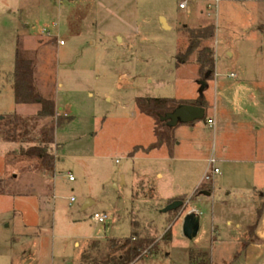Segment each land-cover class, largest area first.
<instances>
[{"label":"rangeland","instance_id":"obj_1","mask_svg":"<svg viewBox=\"0 0 264 264\" xmlns=\"http://www.w3.org/2000/svg\"><path fill=\"white\" fill-rule=\"evenodd\" d=\"M177 5L175 0H0V116L36 113L33 105L14 102L11 74L19 42L34 59L37 87L53 99L56 119H61L49 147L51 171L37 160L20 161V145L0 140V180L5 184L0 192V264H79L85 240L124 239L132 232L158 243L133 264H184L190 251L205 252L208 264L240 263L234 256L242 250V230L234 224L254 219L264 180L255 190L246 182L255 168L264 172V165L217 163L223 177L215 175L218 187L201 207L199 232L186 239L181 225L193 204L176 222H168L161 213L164 183L130 158L135 147L152 146L162 128L169 130L160 119L141 114L135 99L204 100V120L178 125L194 127L180 149L197 160L181 165L189 170V186L203 168L198 160L213 156V111L221 86L214 88V80L200 82L194 58H180L186 44L180 28L213 23L209 44L218 82L232 86L243 81V92L264 93V34L258 30L264 25V0H220L217 17L195 5L197 12L188 15ZM160 15L169 30L161 28ZM214 144L221 150L217 137ZM229 173L235 175L226 180ZM94 214L108 219L99 224ZM213 224L220 233L214 238ZM169 228L171 241L161 240Z\"/></svg>","mask_w":264,"mask_h":264},{"label":"crops","instance_id":"obj_2","mask_svg":"<svg viewBox=\"0 0 264 264\" xmlns=\"http://www.w3.org/2000/svg\"><path fill=\"white\" fill-rule=\"evenodd\" d=\"M175 1L178 2V0ZM194 5L198 8H201V10H205L204 4H202V2L199 0H192V2L189 3L188 8L181 11H185L188 15H192L197 12L193 9ZM158 18L160 20L161 28L164 29L163 26H165L167 30H169L170 26L168 25L166 19L161 15L158 16ZM161 20H163V24L161 23ZM120 38L121 37H118V41ZM227 54L232 56L231 52H227ZM217 79L218 75L215 73L213 78L214 88H217L219 84L221 87L219 88V91H217L219 105L217 104L216 109L213 111L214 118L217 119V130L212 135L213 156L203 160H198L199 163L203 164V168L197 177L190 182L189 186H187L186 182V179L188 178L187 172L189 170L185 169V166L183 167L181 165L187 162H196L197 160L186 158L180 149L184 135L186 133H194V127L192 126H178L179 124H177L175 127L169 128L165 125L166 129L169 130L162 128L160 133L172 138L173 143L171 146L163 144L153 149H148L150 145L148 147L137 146L141 149L130 157L133 161L141 162V166H146L150 177L153 178L158 184L164 183L166 189L164 190L163 195L160 193V191H158L164 199L163 206L169 204V201H175L178 198L185 197L186 200L183 211H179L176 214L174 220L171 222H176V220L179 219L186 208L190 206V204H193V207H190L189 212L186 214L190 213L192 210L196 212L197 216L200 214L198 216L199 229L200 218L203 215L201 207L205 206L207 201L213 198L215 188L218 187V184H216L214 181L215 175L212 176L210 183L206 182L205 184V182H203V177L208 170V161L210 159L213 158L215 160L216 158V164L219 163L222 165H234L238 163L250 166L264 165V93L262 90L258 89L250 91L247 90L243 92L242 88L244 86H242V84H245L243 81L237 85L227 86V84H225L226 82H218ZM33 106L36 107L37 112L38 106ZM216 137L220 140L221 144V150L219 151L216 150V146L214 144ZM239 144L242 146L240 150L233 149L234 146H238ZM162 149H165V154H158ZM160 164L161 166H159ZM216 164L215 167L219 170V173L216 175L223 177V174L221 175L220 168L217 167ZM139 170H142V168ZM234 175V173H229V175L226 176L228 179L225 177L224 179L230 180V177H234ZM248 177L249 181L246 183L251 188H253V190H255V186L262 184V181L264 180V172L261 171L260 168H255ZM225 182L228 183L229 181ZM202 186H206L207 190L196 194L197 190ZM258 192L261 198V205L259 207H253L254 210L256 209L254 219H252L250 222L244 223L243 225L239 222L234 224V228L237 231L242 230L240 238H242L241 241L243 244L247 242L246 246L242 248L241 252H237V254L234 256L235 259L241 260L239 264H264V191L261 190ZM226 196H228V193ZM245 201L252 202V199L246 198ZM259 209H262V213L260 217L257 218V211ZM168 213H163L167 217H165L166 219L169 217ZM225 224L229 226L230 221L227 220ZM253 226L254 228L252 232H250L249 228ZM170 229L171 228L168 230L170 231ZM218 231H216L213 224V238L220 234ZM78 245V242L74 243V247L77 248ZM166 256H168V254H166ZM183 261L184 264L187 263L186 259Z\"/></svg>","mask_w":264,"mask_h":264},{"label":"trees","instance_id":"obj_3","mask_svg":"<svg viewBox=\"0 0 264 264\" xmlns=\"http://www.w3.org/2000/svg\"><path fill=\"white\" fill-rule=\"evenodd\" d=\"M180 30L186 35V44L179 56L186 60L191 57L194 58L198 79L206 84L214 78V49L209 44L214 37V25L211 22H205L194 27L183 25ZM258 30L264 34V25L259 26ZM34 71V59L28 55L18 42L15 50L14 70L11 74L14 102L17 105H35L38 106V110L29 117H21L17 114L0 116V140L20 145L17 155V159L20 161L37 160L46 171H51L54 156L49 153V147L54 144V126L59 125L61 119H56V108L53 99L50 96H43L37 87ZM135 104L141 114L157 120L181 105L205 107L203 99L186 103L185 101L168 98L140 97L135 99ZM172 143V138L163 136L158 132L157 141L148 149L163 144L171 146ZM140 149V147H135L130 155ZM4 189L5 184L0 180V192L4 193ZM206 190L207 187L202 186L196 194ZM177 200L185 203L186 199L181 197ZM177 211L168 213V222L174 220ZM261 213L262 209H259L257 218L260 217ZM132 227L137 228L138 223L133 221ZM253 228L254 226L249 228L250 232ZM161 240L170 242L171 233L169 230L163 234ZM246 244L247 242L243 244L242 248ZM157 246L158 243L155 238L132 232L128 238L124 239L85 241L80 245L78 261L79 264H133L153 252ZM187 256V264H208V256L205 252L190 251Z\"/></svg>","mask_w":264,"mask_h":264},{"label":"water","instance_id":"obj_4","mask_svg":"<svg viewBox=\"0 0 264 264\" xmlns=\"http://www.w3.org/2000/svg\"><path fill=\"white\" fill-rule=\"evenodd\" d=\"M205 85H203L204 87ZM205 111L202 107L181 105L175 108L171 113L165 114L160 117V121L165 123L167 127L172 128L177 124H188L196 120H204ZM185 204L179 200L172 201L167 204L162 213L173 212L176 210L183 211ZM199 229V217L194 213H188L182 220V235L192 240L196 237Z\"/></svg>","mask_w":264,"mask_h":264},{"label":"built area","instance_id":"obj_5","mask_svg":"<svg viewBox=\"0 0 264 264\" xmlns=\"http://www.w3.org/2000/svg\"><path fill=\"white\" fill-rule=\"evenodd\" d=\"M199 1L202 2V4H204L205 7L204 9L207 12V15H213L217 17V8L220 0H199ZM178 2H179L178 8L180 10H186L188 8L189 3L192 2V0H178ZM46 35L49 34L46 33ZM59 45H62V42H59ZM208 124L210 127H213V123L211 121H208ZM215 164L216 161L213 158L208 161V170L203 177V182H210L212 176L219 173V170L215 167ZM68 180L69 181L73 180L70 174H68ZM71 201H73V199H71ZM190 213L196 214V212L193 210ZM199 215L200 214H198V216ZM92 219L99 224H104L107 221L108 216L106 214H94Z\"/></svg>","mask_w":264,"mask_h":264}]
</instances>
